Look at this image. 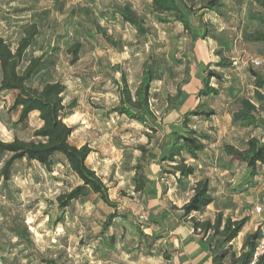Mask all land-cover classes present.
Returning a JSON list of instances; mask_svg holds the SVG:
<instances>
[{
  "label": "rangeland",
  "instance_id": "374dc122",
  "mask_svg": "<svg viewBox=\"0 0 264 264\" xmlns=\"http://www.w3.org/2000/svg\"><path fill=\"white\" fill-rule=\"evenodd\" d=\"M206 1L186 0L193 11L191 36L177 22L158 23L151 0H16L10 5L20 9L28 6L29 15L25 17L36 20L40 29L23 64L41 53L47 60L27 84L39 88L57 79L65 83L64 102L76 100L74 115L65 121L75 126L69 142L86 143L92 148L86 165L107 186L109 198L117 203V215L105 229L106 216L113 209L94 193L58 209L55 197L79 183L61 156L53 157L51 171L36 162L16 160L9 179L4 181L0 176V264H40L41 255L56 258L58 264H185L182 261L188 257L178 254L181 250H161L159 246L150 250L144 233L149 232L154 216H165L167 220L177 217L184 196L168 192L154 205L148 204L149 198L155 196L152 188L146 197L133 191V166L140 156L136 146L150 150L161 132H151L109 109L118 102L115 81L120 74L115 68L124 71L133 91L148 53L154 59L150 108L160 125L164 121L180 125L186 109L219 108L232 97L251 95L248 67L264 73V46L259 48L242 39L247 7L235 0H222L218 14L202 7ZM123 4L137 14L147 34L121 21L115 6ZM96 24L118 41L117 46L108 45L96 32ZM202 26L207 31L205 38L200 36ZM254 28L255 24L249 29ZM3 34L16 41L21 31L5 29ZM75 41L81 42V49L78 60L70 65L66 49ZM220 58L237 62V68L215 67L214 62ZM257 58L262 63L250 66L249 60ZM203 63L206 65L202 72ZM210 69L222 72L223 80L212 79L222 91L197 102L193 98L200 85L197 74L205 75ZM13 94L0 92V139L29 140L40 123L37 113L18 123V109L10 108ZM190 126L215 134L221 143L234 141L239 125L211 115L207 119L191 117ZM211 149L218 160L225 161L220 148L215 145ZM8 156L0 154V168ZM150 156L147 153L143 161L145 172ZM199 259L203 264L205 256Z\"/></svg>",
  "mask_w": 264,
  "mask_h": 264
},
{
  "label": "trees",
  "instance_id": "16d2710c",
  "mask_svg": "<svg viewBox=\"0 0 264 264\" xmlns=\"http://www.w3.org/2000/svg\"><path fill=\"white\" fill-rule=\"evenodd\" d=\"M235 1L240 6L247 7L246 20L241 25L243 41L248 44L264 46V0ZM222 6V0H207L202 5L203 8L216 11L218 14L221 13L219 8ZM25 9L29 8L14 9L12 12ZM151 10L158 23L177 22L181 24L188 36L193 35L190 19L193 11L186 0H151ZM115 12L122 22L130 24L140 34H147V29L142 21L127 4L115 6ZM37 15L39 14L37 13ZM253 24H255V28L249 29ZM95 29L108 45L117 46L118 41L107 35L101 26L96 24ZM39 33L38 22L34 20L23 30L14 46L0 36V92L14 93L10 108L18 109V123H24L33 112L37 113L40 122L33 130L32 138L29 140L16 137L10 141L0 139V154H9L0 168V176L4 181H7L13 162L20 159L36 162L46 171H51L53 157L59 155L77 177L79 183L69 190L59 193L55 197L56 206L62 210L69 207L72 201L84 197L88 193L98 194L100 200L113 209L106 216L104 222L106 229L117 215V203L109 198L108 188L101 178L86 165V158L93 151L92 148L86 143L79 146L71 144L69 137L74 128L64 122L65 118L74 113L76 100L73 98L68 103L64 102L63 94L66 85L59 79L47 81L39 88L27 84L47 64L43 53L31 56L23 64L27 51ZM88 35L93 36L91 33ZM200 36L203 38L207 36L205 27H203ZM80 49V41H75L67 47L66 53L69 55L68 63L70 65L78 60ZM153 62L152 54L148 53L142 64L139 81L133 91L128 85L124 71L115 68L120 74L119 79L115 81L118 102L109 109V112L125 116L156 133L160 128V123L151 110L149 101L154 74ZM213 65L237 68L238 63L220 58ZM248 70L253 77L252 94L250 96L238 95L226 100L230 101L232 107L231 121L240 127H261L264 129V73L253 67H248ZM202 72L197 74L200 85L195 97L218 96L222 89H219L215 81L223 80L222 72L211 69L205 75H202ZM213 78L215 81L212 80ZM215 114L217 111L212 107L185 110L182 114L181 124L171 128L158 144V160L170 163L167 168L161 169V173L173 175L178 182L194 173V166L186 163L185 155L196 159L198 154L204 151L205 141L209 139V135L190 126L191 117L199 116L207 119ZM145 135L149 136V134ZM136 148L140 151V156L133 166V191L142 195L147 194L149 186L153 183V180L146 175L143 161H145L147 153H150V159L146 161V165H148L155 154L148 151L143 145H137ZM219 150L228 157L230 162L242 163L246 167L244 179L232 190L242 191L243 187L251 185L253 178L257 175L258 166L264 163V139L252 136L247 139L243 148L224 143ZM212 200L209 178L203 177L197 180L192 188V194L180 207V218L189 217L192 231L205 239L213 264H249L259 236L258 228L245 236L239 255H236L230 246V242L238 236L244 227L248 219L247 216L232 219L230 216L224 217L221 211L217 212L212 220H199L191 216L193 212L203 210ZM153 239L148 241V246L153 242ZM39 263L58 264L56 258L45 255L39 257ZM255 264H264V254L258 257Z\"/></svg>",
  "mask_w": 264,
  "mask_h": 264
},
{
  "label": "crops",
  "instance_id": "0c3cea01",
  "mask_svg": "<svg viewBox=\"0 0 264 264\" xmlns=\"http://www.w3.org/2000/svg\"><path fill=\"white\" fill-rule=\"evenodd\" d=\"M14 3H16V0H0V36L5 38L13 46L16 44L17 39L16 41H11L10 36L3 34L4 30L20 29L21 36L23 30L34 21V19L29 20L26 18L28 17L26 15H29L26 14V9L19 12H12L14 9H20L10 8V5H13ZM254 45L259 48L263 47L262 44ZM257 60L260 63L263 61L262 59L258 58ZM205 65L206 63L201 65L200 71L204 69ZM248 66L249 65H247V67ZM249 77L252 81L253 77L250 74ZM250 94H252V90ZM194 97L195 94L193 95V98ZM201 99L203 98L196 97L195 101L199 102L198 100ZM213 108L217 111V114L214 116H217L221 119L226 118L231 121L232 107L230 105V101L221 103L219 108ZM72 115H74V113L69 117ZM69 117L65 118L64 122ZM175 126L177 127L178 124H172L171 122L165 121L162 122L158 130L161 132V136L156 142H154L153 147L148 150L155 154V157L150 160L146 167V175L151 180H153V183L151 186H149V189L152 188L153 192L155 193V196L149 198L148 204H158L159 199L163 198L168 192L173 193L175 196L182 194V196H184L182 202L183 204L192 194L194 183L203 177H208L210 195L213 200L203 210L199 212H193L191 216L199 220H212L214 215L219 211L223 212L224 217L230 216L232 219L247 216L248 219L244 227L238 236L230 242L231 250H233L236 255H239L245 236L251 231L255 230L260 223L264 222V163L258 166L257 175L253 178L251 185L243 187L242 191H233L232 188L241 182L246 175L245 165L234 161L230 162L228 157L220 152V154L223 155L222 158L225 159V161L222 162L221 159H217L215 154L216 152L211 148H213L215 145L218 148H221L222 144L224 143H229L238 148H243L247 139L252 136L264 139V129L261 127L238 126L236 128V139L234 141L221 143H218L215 134L212 135L207 133L209 135V139L205 141L204 151L198 154L196 159L185 155L186 163L192 164L194 166V173L186 179H182L178 182L173 175L161 173V169L167 168L168 164L170 163L160 162L158 160V144L166 135V133H168L169 130ZM72 127L74 129L70 136H72L75 130V126ZM215 128L216 127H214V130H216ZM149 189L147 194H142V196L146 197L149 194ZM181 205L178 206L177 211L179 213L177 214V217L170 218L169 220H167L165 216H161L162 218L156 216L153 217V220H151L152 223H149L148 226L150 229L148 230L149 232L144 231L148 240L153 239L154 237L153 242L150 244V250H153L158 246L161 248V250H181L180 252L178 251V254L187 255L186 257H188V260L182 261V263L185 264H202L201 259L199 258L200 255H204L205 259L203 264H213L205 239L201 238L200 234L194 233L192 231L189 217L180 218ZM256 208L259 210L257 211ZM167 235L169 236L168 241L166 240Z\"/></svg>",
  "mask_w": 264,
  "mask_h": 264
},
{
  "label": "built area",
  "instance_id": "2783aa9c",
  "mask_svg": "<svg viewBox=\"0 0 264 264\" xmlns=\"http://www.w3.org/2000/svg\"><path fill=\"white\" fill-rule=\"evenodd\" d=\"M248 63L251 66H258L260 64V62L256 59H250ZM256 210L258 211L259 209L256 208ZM257 228L259 231V236H258L257 243L255 246L253 255H252V259L249 262V264H255L258 257L264 254V222L260 223Z\"/></svg>",
  "mask_w": 264,
  "mask_h": 264
}]
</instances>
